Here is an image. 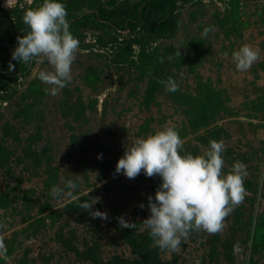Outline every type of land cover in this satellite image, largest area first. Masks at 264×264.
Returning a JSON list of instances; mask_svg holds the SVG:
<instances>
[{
  "label": "rangeland",
  "instance_id": "rangeland-1",
  "mask_svg": "<svg viewBox=\"0 0 264 264\" xmlns=\"http://www.w3.org/2000/svg\"><path fill=\"white\" fill-rule=\"evenodd\" d=\"M142 1L61 0L79 46L70 82L50 95L45 58L12 60L24 12L43 0H0V264H264V0H160L126 20ZM244 44L260 58L238 71L232 52ZM169 77L179 91L158 82ZM165 125L181 155L222 141L223 171L237 161L246 171L222 229L193 230L175 252L143 225L161 178L115 171ZM95 199L107 219L81 207Z\"/></svg>",
  "mask_w": 264,
  "mask_h": 264
},
{
  "label": "clouds",
  "instance_id": "clouds-1",
  "mask_svg": "<svg viewBox=\"0 0 264 264\" xmlns=\"http://www.w3.org/2000/svg\"><path fill=\"white\" fill-rule=\"evenodd\" d=\"M66 17V7L61 0H43L39 7L26 10L22 20L29 31L17 36L18 43L12 52V60L18 63L47 60L51 70L40 71L38 78L47 85L45 91L50 95L59 94L70 82L71 66L79 46ZM208 31L206 28L204 34ZM259 58L260 51L249 44L232 52V61L238 71H247ZM11 67L14 66L10 64ZM158 82L168 92L179 91V84L172 77ZM183 144L178 131L165 125L153 134L137 138L125 149L115 169L129 179H135L142 171L146 177L161 178L155 198L148 197L150 215L143 225L149 230L154 245L170 252L178 251L193 230L220 231L225 217L245 196V165L237 161L227 173L223 171L225 149L222 141L210 140L200 155H181ZM67 186L74 187L71 181ZM52 191L59 194L55 187ZM97 202L95 199L81 207L94 218L107 219L106 213L91 210ZM120 224L127 228L130 225L122 218ZM2 252L3 244L0 243V254Z\"/></svg>",
  "mask_w": 264,
  "mask_h": 264
},
{
  "label": "trees",
  "instance_id": "trees-1",
  "mask_svg": "<svg viewBox=\"0 0 264 264\" xmlns=\"http://www.w3.org/2000/svg\"><path fill=\"white\" fill-rule=\"evenodd\" d=\"M160 0H145L142 1L140 4L136 5L134 7V12L132 14H126L125 15V19L130 20L131 22H138L141 19L142 14L144 13L145 9L148 8L150 5L151 7H155L157 5V3H159ZM104 14V12H103ZM101 12V15H103ZM120 14V13H119ZM121 15L124 16V12H121ZM5 81H8V77L7 76H2L0 78V86H2Z\"/></svg>",
  "mask_w": 264,
  "mask_h": 264
}]
</instances>
